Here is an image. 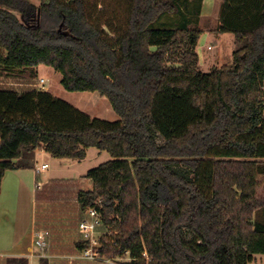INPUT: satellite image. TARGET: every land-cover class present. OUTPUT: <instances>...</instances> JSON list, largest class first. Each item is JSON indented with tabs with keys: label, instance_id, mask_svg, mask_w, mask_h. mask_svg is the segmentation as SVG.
<instances>
[{
	"label": "trees",
	"instance_id": "1",
	"mask_svg": "<svg viewBox=\"0 0 264 264\" xmlns=\"http://www.w3.org/2000/svg\"><path fill=\"white\" fill-rule=\"evenodd\" d=\"M214 1L218 31L238 48L232 65L204 73L203 32L190 26L203 0H120L124 13L115 5L111 15L104 0H0L3 71L36 78L39 66L52 68L66 91L97 93L120 118H92L32 82L0 81V191L5 173L31 168L36 152L111 157L88 173L92 189L37 190L36 230H47L39 212L56 201L54 236L77 235L86 212H100L105 261L250 264L264 255V0ZM87 247L80 238L75 253Z\"/></svg>",
	"mask_w": 264,
	"mask_h": 264
},
{
	"label": "rangeland",
	"instance_id": "2",
	"mask_svg": "<svg viewBox=\"0 0 264 264\" xmlns=\"http://www.w3.org/2000/svg\"><path fill=\"white\" fill-rule=\"evenodd\" d=\"M32 4L39 6L41 3V0H29ZM108 3V6L106 8V11L109 13V15L113 14V7L116 5L122 12L124 13V8L119 4L120 0H104ZM207 1V0H203ZM218 5H220V11L221 12V3L217 2ZM198 5H191L186 7L188 11H194ZM203 7V5H202ZM212 10L210 12V16H212V19H195L191 18V21L193 22L190 24L192 29L195 30H201L202 32H205L203 35L200 44L197 46V53L199 55L200 63H199V70L204 73L211 72L214 68H220L222 66H229L233 64V53L238 48L235 37L232 34H221L218 31L219 25H220V19H216V9L211 8ZM175 20L180 21L181 19H170V21L174 22ZM164 23L169 22L168 19L163 20ZM178 23V22H177ZM38 77H30L29 72H25L22 74H19L18 71L16 72H5L0 68V81H4L8 84H5L6 86H10L13 83H19L21 85L25 84L26 82H32L33 85H37L38 89H42L44 92H49L53 96L71 104L75 108L79 109L80 111L88 114L92 118H98L104 121L108 122H116L119 121V116L113 111L112 107L110 106L109 102L101 97L97 93H89V92H76L71 93L64 89V87L61 84L62 81V75L55 71L52 68L43 66L42 69L37 70ZM40 79H44L45 83L40 84ZM39 85V86H38ZM111 157L106 152H100L96 148H90L87 150V156L83 160H71L68 162H60L58 159L53 158L52 156H49L48 154L43 153L42 156L38 158L39 161V167L42 166V164L46 163L48 165V169L42 171V174L37 179V181H40L44 186L52 183H72L76 184L79 187L82 184H85L84 186L87 189H92L93 183L88 180L87 176L88 173L98 168L99 166L105 164L106 162L110 161ZM35 182V189H36ZM261 194H264V188L260 192ZM60 203V202H59ZM55 201L54 205L55 207L45 206L42 210H40L39 214L41 216L48 215L50 217V225L46 226L48 227L47 230L49 231L52 229L51 225H57L59 222L58 220H55L53 217V209H56V214L62 215L57 208V205H59ZM47 209V210H46ZM45 227V226H44ZM45 229V228H44ZM41 230V229H40ZM39 230H34V235L31 236V246L34 249V253L36 255H44L47 250L40 251L36 245H35V233ZM54 232V230H52ZM49 231L50 234L52 232ZM80 229H78V239L82 238V235L80 234ZM55 234H57L55 232ZM99 236H101V231L99 229ZM56 236L50 235L49 238V248L51 245V241H54V238ZM63 237V236H62ZM64 238L66 240H64ZM69 236L66 237L64 235L63 241H70ZM71 239V238H70ZM72 240V239H71ZM63 250V249H62ZM65 253L67 251H64ZM72 257V256H71ZM83 259L74 258L70 259V262H78L82 261ZM127 260V257L123 259L118 260H110L106 261L108 264H121L122 261ZM100 261H105L100 259ZM92 262V261H90ZM105 263V264H107ZM4 264H19V263H12L11 261L6 260ZM30 264H41L40 260L32 259L30 261ZM250 264H264V255H256L254 257L253 262Z\"/></svg>",
	"mask_w": 264,
	"mask_h": 264
},
{
	"label": "crops",
	"instance_id": "3",
	"mask_svg": "<svg viewBox=\"0 0 264 264\" xmlns=\"http://www.w3.org/2000/svg\"><path fill=\"white\" fill-rule=\"evenodd\" d=\"M217 2L214 0L204 1L198 18L212 19V16H210L212 10L210 9L215 8L216 19H219L220 5ZM204 34L205 32L200 37L198 44H200ZM42 68L43 66H39L36 71ZM43 153L48 154L44 151L35 153L31 160V168L7 171L3 178L0 191V264H4L6 260L12 263L30 264V261L36 258L40 260V263L45 261V264L107 263L106 261L90 262L86 260L70 262V258L81 255V253H75L77 251L76 244L80 240L78 239V233L77 235H69V242L62 240L64 235L62 237V235L57 234L44 255L41 256L34 253V249L31 246V236L34 235L37 212L35 182L39 178L35 170L40 168L38 158ZM48 155L51 156L50 154ZM58 161L68 162L71 159ZM42 165L47 164L43 163ZM64 240L66 239L64 238ZM64 251L67 252L65 253Z\"/></svg>",
	"mask_w": 264,
	"mask_h": 264
},
{
	"label": "built area",
	"instance_id": "4",
	"mask_svg": "<svg viewBox=\"0 0 264 264\" xmlns=\"http://www.w3.org/2000/svg\"><path fill=\"white\" fill-rule=\"evenodd\" d=\"M45 80L40 79V84H44ZM39 86V85H38ZM48 165H42L40 168L36 169L35 172L38 177L42 174V171L46 170ZM43 184L37 181L36 189L41 190ZM101 226V215L100 212L95 209H89L85 218L80 222L79 229L82 235V240L88 244V247L83 250L81 255L78 257L70 258L71 261L74 258L83 259L86 261H100V241H99V228ZM49 238L50 232L48 230H40L35 233V245L40 251H45L49 249Z\"/></svg>",
	"mask_w": 264,
	"mask_h": 264
}]
</instances>
